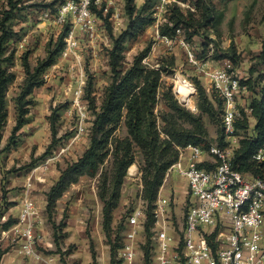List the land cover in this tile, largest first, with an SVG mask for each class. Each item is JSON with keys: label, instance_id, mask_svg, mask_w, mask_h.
<instances>
[{"label": "rangeland", "instance_id": "obj_1", "mask_svg": "<svg viewBox=\"0 0 264 264\" xmlns=\"http://www.w3.org/2000/svg\"><path fill=\"white\" fill-rule=\"evenodd\" d=\"M145 1L136 0L137 7L142 6ZM53 2L54 0H19L8 23L14 30L8 52H14L10 69L14 71L16 78L7 91L8 119L0 140V259H20L21 264H44L43 260H37L22 252V238L20 241L12 233H3L4 230L7 231L3 224L9 219L15 220L12 226L18 224L25 201L30 199L35 205L30 220L38 232L39 248L44 255L54 256L56 264H112V257L119 264V250L128 242H134L140 252L135 264H146L144 252L147 245L151 248L150 264H155L152 255L153 235L148 238L146 231L144 233L142 230L140 235L133 236L132 227L128 224V217L135 208L141 206L147 210V203L142 198L144 155L138 146L134 148L135 162L128 169L119 205L113 214V241L117 234L119 238L115 242L120 244L114 256L109 238L103 229L104 203L99 195L102 177L112 173L111 156L97 176H82L77 183L72 184L57 200L51 216L47 211V193L50 188L61 171L78 160L89 146L94 119L89 97L94 98L97 105H100L106 88L112 81V38L127 28L129 16L126 12V0H119L108 10H101L103 18L97 13L98 28L94 35L90 36L76 27V45L68 49L66 43L55 63L44 72V84L34 89L26 123L17 133H12L17 120L16 98L26 77L22 64L23 54L28 53L31 65L36 66L47 57L61 33L69 26L72 27L70 22L62 26L55 21L53 9L60 0L51 5ZM214 3L220 18L212 26L201 27L190 42L185 39L183 30L176 42L171 43L164 37H158L153 23L139 37L125 44V68L132 64L137 54L151 44V50L144 62L163 69L155 107L159 127L163 125L161 114L170 110L166 98L168 93L187 110L200 113L198 91L193 102L188 105L181 103L176 94V91L179 97L184 94L178 85L180 80L194 82V78H198L187 60V49L181 39L189 43L200 58L211 65L237 70L243 80L264 83V60L259 56L264 43V0H216ZM48 8L51 13H46ZM6 10H10V5L0 0V18ZM226 52L231 55L235 52L237 62L229 58H219ZM200 81L209 98L217 105L215 100L219 97L210 83L204 78ZM56 110L58 121L54 137L51 116ZM218 117L203 114L214 142L222 129L221 112L220 120ZM249 120L250 126L243 134L253 132L256 120L252 116ZM185 124L189 125L188 122ZM127 134L125 122H122L115 137L123 138ZM187 191L188 180L175 171L167 179L165 176L159 191L170 203L169 223L178 233L186 212Z\"/></svg>", "mask_w": 264, "mask_h": 264}, {"label": "trees", "instance_id": "obj_2", "mask_svg": "<svg viewBox=\"0 0 264 264\" xmlns=\"http://www.w3.org/2000/svg\"><path fill=\"white\" fill-rule=\"evenodd\" d=\"M7 1L10 10L3 11L0 18V140L2 130L8 119L7 91L9 85L16 78V74L10 69L14 60V52H8V44L14 35V30L8 23L13 17L19 0ZM57 1L54 0L51 5ZM215 1L197 0L195 12L190 10L185 12L179 6L172 5L169 14H167L169 22L160 26V34L175 38L177 29L181 28L184 31L185 39L189 42L192 41L201 27L212 26L214 21L218 17L220 18ZM155 2L156 0H146L142 6L137 7L136 0H126V12L129 16L127 28L112 38L113 46L110 50L112 81L107 86L100 105H97L95 99L88 95L89 106L94 111L89 146L78 160L68 164L61 171L57 181L47 193V211L51 216L57 200L64 195L68 188L77 183L82 176H97L106 160L111 156L113 158L112 173L110 176L105 174L102 177L99 195L104 203L103 229L111 243L112 256L115 255L117 247L120 246L118 242H115L119 238L117 234L115 241H113L115 233L112 228L113 214L119 205L122 186L128 169L135 162V146H138L144 155L142 198L147 203L145 231L147 237L150 238L152 236L151 228L155 222V202L164 183L167 170L179 157L178 147L192 144L205 149L209 148L212 143H215V140L210 137L203 114H208L210 117L219 116L220 120V112L222 111L221 100H215L216 105L209 98L200 79L195 77L194 82L200 100V113L195 114L187 110L173 95L168 93L166 98L170 110L161 114L163 125L159 127L155 107L158 103L163 69L144 62L151 50V44H148L134 57L128 68L124 66L125 44L129 40L139 37L148 26L154 23L155 17H153L152 9ZM56 10L57 8L53 9L54 12ZM95 10L103 18L102 11ZM108 28L111 30L109 24ZM65 30L61 33L53 49L49 50L47 57L39 61L36 66L31 65L28 53L23 54L22 64L26 77L16 98L17 120L12 130L13 134L17 133L26 123V116L33 102L31 97L34 89L44 84V72L55 63L56 57L63 50ZM232 49L235 50L234 47ZM259 56L264 60V43ZM219 58H229L237 62L235 52L232 55L226 52ZM246 83L249 84L252 91L251 116L256 120V123L253 132L251 134L245 133V137L241 139L234 165L244 173L264 174V162L257 163L253 160L255 152L264 145V83L251 79ZM249 119L244 112L243 119L237 124L243 130L242 132L249 128ZM57 121L56 110L51 116V128L54 137L57 133ZM122 122H125L128 134L123 138H117L115 133ZM185 122H188L189 125H186ZM217 141L223 142L222 129ZM14 222L15 220L9 219L3 224V227L9 229ZM112 259V264H116L117 261L114 257ZM145 261L146 264H150V245L145 247Z\"/></svg>", "mask_w": 264, "mask_h": 264}, {"label": "built area", "instance_id": "obj_3", "mask_svg": "<svg viewBox=\"0 0 264 264\" xmlns=\"http://www.w3.org/2000/svg\"><path fill=\"white\" fill-rule=\"evenodd\" d=\"M2 1L8 4L7 0ZM117 1L60 0L53 16L60 25L70 22L72 26L65 30L68 49L76 45V27L94 35L98 28L95 9L108 10ZM196 1L156 0L153 14L158 37L171 43L178 41L181 28L177 29L175 38H169L159 33V26L169 22L165 15L172 5L185 12L196 11ZM49 12L52 11L48 8L46 13ZM180 41L187 49V60L195 75L206 79L222 102L223 142L212 143L207 149L192 144L178 147L179 157L167 170L166 179L175 171L188 180L187 207L178 233L169 223L170 203L159 193L151 228L155 264H264V174L244 173L234 165L240 141L245 137L237 124L243 119L244 112L249 118L252 113V91L246 83L249 79L243 80L237 70L211 65L200 58L184 39ZM182 81L191 88L193 102L197 92L195 82ZM176 94L181 103L188 105L177 91ZM253 160L264 162V145L255 152ZM34 211V203L26 199L18 224L3 233H12L20 241L22 238V252L25 254L43 260L44 264H56L54 256L44 255L39 248L38 232L30 220ZM146 221L147 210L141 206L135 208L128 217L133 236L140 235L142 230L145 233ZM139 254L135 243L128 242L119 250V264H135Z\"/></svg>", "mask_w": 264, "mask_h": 264}, {"label": "bare ground", "instance_id": "obj_4", "mask_svg": "<svg viewBox=\"0 0 264 264\" xmlns=\"http://www.w3.org/2000/svg\"><path fill=\"white\" fill-rule=\"evenodd\" d=\"M178 83V85H180L179 88L183 90L181 92L184 93L180 94L181 100L185 101V104H189L192 101L191 88L186 82H183L182 80H180Z\"/></svg>", "mask_w": 264, "mask_h": 264}, {"label": "crops", "instance_id": "obj_5", "mask_svg": "<svg viewBox=\"0 0 264 264\" xmlns=\"http://www.w3.org/2000/svg\"><path fill=\"white\" fill-rule=\"evenodd\" d=\"M0 264H21V260L20 259H17L16 261H13V260H10V261L9 260H6V261H4L3 259L2 260L0 259Z\"/></svg>", "mask_w": 264, "mask_h": 264}]
</instances>
